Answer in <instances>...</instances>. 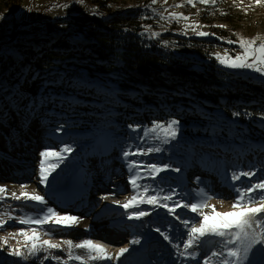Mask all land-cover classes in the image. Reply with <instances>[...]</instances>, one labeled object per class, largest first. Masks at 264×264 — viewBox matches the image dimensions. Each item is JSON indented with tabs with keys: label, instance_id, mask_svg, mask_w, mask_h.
I'll list each match as a JSON object with an SVG mask.
<instances>
[{
	"label": "rangeland",
	"instance_id": "obj_1",
	"mask_svg": "<svg viewBox=\"0 0 264 264\" xmlns=\"http://www.w3.org/2000/svg\"><path fill=\"white\" fill-rule=\"evenodd\" d=\"M106 2V7L102 8L93 0H0V55L15 53V47L22 42L42 39L55 33H64L66 38L75 41L80 38V34L74 24L68 21L73 15L92 14L105 17L109 13L135 11L148 21L142 34L158 45L180 50L200 59L203 57L191 44V38L208 39L211 40L209 46L200 42L201 50L207 56L205 60L215 62L226 70L264 80V72H257L253 68H232L221 64L216 55L223 56L227 52L234 57L242 52L238 43L230 44L229 40L238 41L243 37L256 38L257 44L264 41V2L257 5L255 0H216L214 4H204L200 0H194V6L187 4L186 0H167V3L164 0H156L155 3L153 0ZM169 13H180L182 16L174 19ZM198 32L210 35L201 36ZM251 59L249 57V61ZM21 81L22 76L15 83L0 80V108L6 103L12 110L11 121H5L7 128L0 126V186L8 189V195L0 201V219L6 221L0 226V264H203L206 255L219 250L210 241L202 249H190L198 253L194 258L178 255L173 245H182L186 238V230L180 220L190 219L195 215L187 209H176L181 214L180 220L167 214L166 209H153L149 204H139L138 207L128 209L115 207L99 217L95 215L98 209L105 206L106 199L102 197L110 192L108 189H114L112 192L121 203L135 194L129 183L130 173L126 161L122 156V152L129 145L161 147V152L135 159L161 166L170 165L169 169L159 174L167 178L166 183L159 185L160 188L165 192L175 189L180 195L174 199L186 197L188 202H197L196 194L204 189L209 196L208 204L215 205L219 212L232 210L231 205L236 198L232 185L241 182L247 184L248 181V178L242 177L241 182L232 181L229 185L223 178V171L229 172L230 177L238 171H255L257 175L252 178V183L264 179V139H219L214 135L186 133L183 124L178 122L174 126L175 137L169 138L168 143L164 144L155 138L162 139L164 136L159 129L154 135L150 133L146 142L140 140L143 130L151 128L153 123L131 125L133 127L103 123L87 130L70 127L68 122L56 123L48 115L40 113H35L30 122H27V116H23L18 108V100L23 93L18 86ZM9 92L15 95L16 101L11 99ZM155 123L167 125L168 122ZM4 130H9L11 135L7 137ZM64 146L72 150L63 153V160L41 182L40 164L45 158L40 153L45 150L59 151ZM55 162V158H50L45 161V167ZM138 183L156 187L151 178L141 179ZM21 185L26 188L22 189ZM79 186H86L87 192L82 191L77 206L72 207L69 197L65 195L79 189ZM21 191L43 196L48 207L54 208L61 215L76 216L80 218V223L71 229H61L51 234L48 233L47 224L41 226L19 223L13 217H36L42 215L41 210L44 208V205L35 201L25 202L23 199L11 198L12 192L19 195ZM59 194L63 197L59 198ZM153 194L155 192L150 191L144 195ZM259 203L264 201L246 206L255 207ZM139 210L147 211L149 215L139 219L128 218L129 213ZM208 211L205 209L206 213ZM211 222L210 220L209 223ZM195 223L199 224V218ZM158 227L161 232L166 231L172 237L171 242L155 231ZM21 229L30 235L35 229L38 235L37 244L43 240L61 244L65 240H71L74 244L91 240L102 245L113 258L88 260L84 249L74 248L72 255H80L84 260H70L67 245L63 244L59 249H42L32 256L28 252L32 242L20 235ZM112 244H124L122 248L126 247L128 251L116 258L119 251H110L109 246ZM256 246L257 264H264V250L259 245ZM17 249L21 251V256L12 254ZM219 259L221 258L214 259L213 264H219ZM119 260L123 263H119Z\"/></svg>",
	"mask_w": 264,
	"mask_h": 264
},
{
	"label": "trees",
	"instance_id": "obj_2",
	"mask_svg": "<svg viewBox=\"0 0 264 264\" xmlns=\"http://www.w3.org/2000/svg\"><path fill=\"white\" fill-rule=\"evenodd\" d=\"M106 1L93 0L102 8ZM68 21L80 34L75 41L55 33L0 55V80L22 76L18 108L27 122L35 113L87 130L175 120L186 133L264 139V80L205 60L200 42L211 40L191 38L199 59L146 38L148 21L135 11ZM4 105L0 126L7 128L12 110Z\"/></svg>",
	"mask_w": 264,
	"mask_h": 264
},
{
	"label": "snow or ice",
	"instance_id": "obj_3",
	"mask_svg": "<svg viewBox=\"0 0 264 264\" xmlns=\"http://www.w3.org/2000/svg\"><path fill=\"white\" fill-rule=\"evenodd\" d=\"M156 0H153L155 3ZM201 3L214 4L216 0H200ZM264 2V0H255L257 5ZM167 3V0H164ZM187 4L194 6V0H186ZM179 7L180 5H176ZM238 6V5H237ZM171 18L181 17L180 13H169ZM187 19V17H183ZM224 27V25H219ZM198 35L206 36L210 35L206 32H198ZM156 35V34H154ZM214 35V34H213ZM228 43H238L242 52L235 54L234 57L230 56L227 52L223 56L216 54L221 64H226L232 68H253L257 72H264V41L257 44L256 38L246 39L241 37L238 41L229 40ZM251 57V61H249ZM178 122L175 120L169 121L167 125L159 123H153L151 128L143 130V135L140 140L146 142L149 134H155L157 130H162L164 133L163 138L155 137L161 143H168L169 138L175 137V125ZM133 127V126H129ZM139 128V126H135ZM72 149L68 146H64L61 150H45L40 153L41 157L45 158L40 164V175L42 181L47 179V173L53 171L58 163L63 160V153L70 152ZM162 148L159 146L142 147L141 145H129L128 149L122 152V156L126 161V166L129 170V183L135 190V194L132 195L126 202L121 204V201H114L116 204L121 205L123 208H135L139 204H149L153 206V209L164 208L167 210V214L173 216L175 219L180 220V215L176 212L177 208L187 209L191 213L195 214L190 219L180 220L184 229L186 230V238L181 244H175L173 247L177 249L178 255L182 257L194 258L197 256V252L190 251L194 248H204L210 241H213L219 250L211 251L210 255H206L203 260V264H213L214 259H219V264H251L249 261V252L252 251L254 245H259L264 250V203H259L258 206H246L256 204L257 201H264V179H259L258 182L252 183V178L256 177L255 171H238L231 175V180L234 182H241V178H248L247 184L241 182L240 184H233V190L236 192V198L231 205L232 210L228 212H219L216 210L215 205L208 204L209 196L204 189H200L196 194L197 202H188L186 197L180 199H174L180 194L175 189H169L167 192L159 185L166 183V177L159 176L160 173L170 168V165H158L148 163L144 160L135 159V157L147 156L154 152H161ZM132 157L133 159H129ZM50 158H55V163H49L47 168L45 167V161ZM179 172L180 169H175ZM159 176V179L157 177ZM151 178L153 180L155 188L146 184L138 183L141 179ZM199 182V177H197ZM21 188H26L25 185H21ZM154 191L153 195H144ZM8 195V189L6 186H0V201H3ZM114 195V193H113ZM11 198L14 200L23 199L25 202L35 201L38 204L44 205L41 210L42 215L36 217H22L14 218L18 219L21 224H35L45 225L47 224L48 233H54L61 229H71L72 227L80 223V218L72 215H61L54 208L46 205L43 196L36 193H29L27 191H21L19 195L15 192L11 193ZM108 197H102L107 199ZM171 202V204L169 203ZM205 209L209 211L206 213ZM149 215V212L139 210L133 211L128 214L129 219H139L140 217ZM199 218V224L195 223ZM219 218V219H217ZM212 221L209 223V221ZM6 223L5 220L0 219V226ZM170 227V225H169ZM160 233L165 240L171 242L172 237L165 231L161 232L158 227L155 229ZM20 235H23L26 240L31 241V246L28 249L30 255L35 256L37 252L47 251L49 249H59L63 245H67L68 258L70 260H84V257L80 255H72V249H84L87 252L88 260H109L113 257L107 252V250L100 244H95L91 240H83L79 243H73L71 240H65L61 243H52L49 240L40 241L37 244L38 235L36 230H32L30 235L23 229L20 230ZM218 238V239H217ZM7 243V241H4ZM132 243H138V241H132ZM182 247V250H181ZM226 249V252H225ZM128 249L121 248L116 253V258ZM15 256H21V251L13 250ZM48 257H45L47 259ZM52 259L60 260V257H51Z\"/></svg>",
	"mask_w": 264,
	"mask_h": 264
},
{
	"label": "bare ground",
	"instance_id": "obj_4",
	"mask_svg": "<svg viewBox=\"0 0 264 264\" xmlns=\"http://www.w3.org/2000/svg\"><path fill=\"white\" fill-rule=\"evenodd\" d=\"M18 160H22V159H18ZM222 175H223V178L225 179V181L227 183H229V185H231L232 180H231V177H230V173L227 172V171H223L222 172ZM102 178H105V176H103ZM107 188H110V187H107ZM108 190L110 191L109 193L103 194V196L105 195V196L108 197L106 199V204H105V206H103V208L98 209L96 211L95 215L97 217H99L105 211H107L109 209H112V208H115V207L123 208L121 205H118V204H116L114 202V201H116L118 199L115 193L113 195V192L112 191H114V189L111 188V189H108ZM82 191L87 192V187L86 186H79V189L73 190L71 193H67V195H65L66 197H69L68 201H69L70 204H73L72 207L77 206L78 200L80 198V194L82 193ZM58 197L60 198V197H63V196L61 194H59ZM65 207H67V205H65ZM107 227H109V226H107ZM110 227H111V225H110ZM122 237H124V236H122ZM125 237H127V236H125ZM123 239H124L123 242H125V238H123ZM120 242H121V240H120ZM123 245L120 244V245H117V246H120L119 249H121L123 247ZM249 261H251V264H257V261H258V251H257V246L256 245H254L252 251L249 252ZM119 263H123V262H121L119 260ZM245 264H248V262H245Z\"/></svg>",
	"mask_w": 264,
	"mask_h": 264
}]
</instances>
